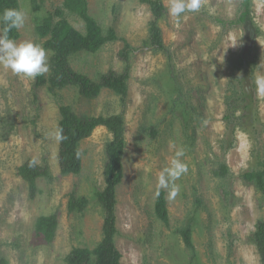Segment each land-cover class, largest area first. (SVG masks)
Here are the masks:
<instances>
[{"label": "rangeland", "instance_id": "rangeland-1", "mask_svg": "<svg viewBox=\"0 0 264 264\" xmlns=\"http://www.w3.org/2000/svg\"><path fill=\"white\" fill-rule=\"evenodd\" d=\"M157 21L163 49L151 31L156 15L143 0H87L89 14L104 34L114 28L118 40L92 53L80 51L70 66L99 82L102 75L129 69L125 97L103 88L95 98L78 86L51 89L55 52L46 42L66 20L86 32V23L68 0H18L25 12L17 42L33 41L47 51V82L13 74L0 66V264H68L75 248L104 243V191L107 145L114 140L105 126L80 142L82 169L62 174L59 164L60 107L77 115L125 121L124 177L116 189L115 245L121 264H263L258 223L264 199L246 172L264 171V95L255 77L264 75V0H253L250 19L233 21L244 11L242 0H202L198 12L168 14ZM50 25L48 36L38 26ZM1 31V21H0ZM128 42V60L120 52ZM156 132V134L154 133ZM183 149L187 172L168 198L169 223L156 214L158 177ZM37 158L50 177L36 180L32 196L19 167ZM226 167L219 178L215 169ZM171 187V186H170ZM86 198L83 210H71V197ZM51 217L56 234L48 241L37 231L40 217ZM190 225L194 250L179 230ZM95 264L93 260L92 263Z\"/></svg>", "mask_w": 264, "mask_h": 264}, {"label": "trees", "instance_id": "trees-1", "mask_svg": "<svg viewBox=\"0 0 264 264\" xmlns=\"http://www.w3.org/2000/svg\"><path fill=\"white\" fill-rule=\"evenodd\" d=\"M34 7L37 9L39 5L37 0H32ZM153 9L156 19L152 23L151 31L155 36V44L163 49L161 30L157 25V21L165 14V6L162 0H143ZM253 0H242L244 11L241 16L233 21V23H241L247 19L252 20L251 7ZM70 9L76 13L86 23V32L82 33L72 27L68 21L62 20L51 38L47 40L46 47L55 52L53 59V73L50 78L51 89L63 87L65 85H75L79 87L81 94L87 98L97 97L103 88H109L116 94L125 97L128 91L129 69L124 74H117L115 71L102 75L99 82L92 80L85 74L76 72L69 63L72 55L80 51L96 52L104 44L118 40L117 33L114 28H110L106 34L102 26L97 20L89 14L87 0H68ZM14 8L20 10L18 0H0V14L4 9ZM4 27L1 21V31ZM51 31L50 25L38 26L37 32L40 36L45 37ZM11 39L17 41L20 38V31L13 29L9 33ZM131 47L128 42L125 43L124 49L120 52L121 56L128 60V53ZM47 82L44 75L37 76V86H43ZM61 119L59 129H62L64 139L60 140L59 164L62 174H78L82 169V157L79 150L80 142L90 137L98 126H105L113 133L114 140L107 145L106 155L107 162L105 165L104 179L106 186L104 191L98 193L100 202L106 208V217L104 231L106 238L104 243L94 250L87 247L75 248L66 258L68 264H121L122 254L115 245L116 228V189L122 182L124 177L123 155L126 144L125 139V121L122 115L116 116H99L93 117L88 115L79 116L73 112L70 106L63 105L60 107ZM156 134V132H154ZM30 161V160H29ZM29 161L19 167V175L29 183L32 196L37 191L36 180L40 177H50L48 168H41L36 165L29 167ZM214 174L219 178L227 177L228 170L221 166L215 169ZM246 182H255V187L262 194L264 199V171L246 172L243 174ZM89 201L86 198L76 199L71 197L69 207L71 210H83L87 207ZM157 217L164 223H169V210L167 206L166 193L164 190L159 192L156 200ZM37 231L45 234L48 241H52L56 234V224L51 217L42 216L37 221ZM182 235L186 247L191 250L195 249L193 243V233L190 225L179 230ZM258 249L261 261L264 264V221L258 223L257 234Z\"/></svg>", "mask_w": 264, "mask_h": 264}, {"label": "clouds", "instance_id": "clouds-1", "mask_svg": "<svg viewBox=\"0 0 264 264\" xmlns=\"http://www.w3.org/2000/svg\"><path fill=\"white\" fill-rule=\"evenodd\" d=\"M201 7L202 0H167L168 14L176 18L177 22H179L182 14L198 12ZM25 20V12L14 8L4 9L0 14V21L4 24L2 31H0V66L18 76L35 79L49 71L46 49L33 41L17 42L9 36L13 29H21ZM255 83L257 94L264 95V75H257ZM54 136L57 140L64 139L62 129H58ZM183 155V149L178 150L168 165L160 172L157 195H159L160 189L169 188V199L178 194L179 186L174 182L188 170L187 165L180 159ZM38 163L39 160L34 157L29 161V167H35Z\"/></svg>", "mask_w": 264, "mask_h": 264}]
</instances>
